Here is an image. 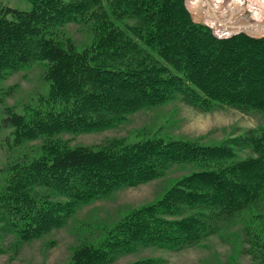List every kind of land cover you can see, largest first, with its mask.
I'll list each match as a JSON object with an SVG mask.
<instances>
[{"label": "trees", "instance_id": "obj_1", "mask_svg": "<svg viewBox=\"0 0 264 264\" xmlns=\"http://www.w3.org/2000/svg\"><path fill=\"white\" fill-rule=\"evenodd\" d=\"M52 1H36L29 11L11 10L16 22L0 29V48L5 50L1 59L12 54L6 45L13 40L16 47H21L14 65L30 56L53 64L57 97H64L67 104L49 111L39 124L41 129H99L111 117L107 115L123 117L176 94L204 110L226 105L264 110V36L239 33L217 38L209 27L192 22L184 0H129L131 9L124 12L132 10L130 14L135 17L132 27L126 28L129 35L117 29L113 34L108 31L96 38L91 54L76 57L74 45L54 42L45 29L80 20L91 3L56 4L54 0V5ZM140 39L156 54H144L140 66L127 67L116 60L121 47L133 46ZM71 73L73 78L65 84ZM69 98H76L78 103L68 105ZM4 121L23 123L18 116L5 117ZM33 128L35 125L28 130ZM110 146L48 147L42 157L24 166V179L36 186L47 185L70 201L49 200L34 189L15 184L12 199L32 204L15 202L13 206L20 205L23 211L19 214L1 202L3 216L22 229L30 230L35 225L38 231L58 226L79 201L157 178L174 163L202 166L178 178L157 203L129 212L108 229L99 245L88 243L73 254L70 262L61 263L102 264L133 249L137 242L170 249L195 246L205 236L202 231L207 212L222 216L264 205V130L248 131L237 140L220 144L165 136ZM240 149L248 150L249 155L242 157ZM250 235L247 253L254 264H264V238L255 231Z\"/></svg>", "mask_w": 264, "mask_h": 264}, {"label": "rangeland", "instance_id": "obj_2", "mask_svg": "<svg viewBox=\"0 0 264 264\" xmlns=\"http://www.w3.org/2000/svg\"><path fill=\"white\" fill-rule=\"evenodd\" d=\"M36 1L41 0H0V29L16 22L11 10L29 11ZM87 1L91 4L80 20L55 24L45 29L46 36L54 42L62 41L66 46L74 45L76 57L91 54L95 50L92 45L96 38L108 31L113 34L117 29L122 35H129L126 28L132 27L135 22V17L130 14L132 10H129V14L124 12L126 8L131 9L129 0H55V3L85 5L88 4ZM94 1L96 3H92ZM213 1L208 0L212 4ZM256 1L258 0H253L255 3ZM52 3L54 4V0ZM184 5L192 22L197 25L209 27L207 22L209 24L222 22L229 23L236 30L243 29L245 25L241 21L233 22V17L219 14L216 7H211L212 5L208 7V14L200 13L201 5L197 7L195 0H184ZM211 8L215 12L211 11ZM246 12L248 18H257L254 14L256 12L253 13L249 6ZM258 12V15L264 17V7L262 13ZM235 13L236 10L233 14ZM101 24H105L104 28H101ZM209 29L211 30L210 27ZM212 34L216 37L213 32ZM243 34L262 37L249 32ZM22 40L23 38L19 41ZM16 43L11 40L10 45H6L12 54L5 56L4 60L1 57L5 50L4 47L0 48V205L2 202L3 206L19 214L23 211L20 205L17 208L13 206L15 202L23 204H32V202L12 199L15 192L12 186L15 184L34 189L37 195L46 196L49 200L70 201L69 197L47 188V185L36 186L24 179L27 176L24 166L42 157L48 152V147L99 149L109 148L115 143L131 144L146 137L165 136L220 144L228 139L237 140L248 131L264 130V110L231 105L204 110L189 104L180 94L173 95L159 104L134 110L123 117L121 114L107 115L111 117H108L107 124L99 129L75 132L57 131V128L41 129L39 124L47 113L51 110L58 111L65 103L67 104V101L63 100L64 97H57V86L51 74L53 64L49 60L30 56L14 65L16 56L21 51V47L15 46ZM120 50L121 53H118L120 56L116 60L127 67L140 66L144 54L151 52L156 54V50L147 46L141 39L135 40L133 46L121 47ZM71 78H73L72 73L66 76L64 83L66 84ZM77 103L76 98L68 100V105ZM10 116H18L20 120L23 119V123L17 125L4 121L5 117ZM34 125L35 128L28 130ZM232 146L235 147L233 144ZM240 151L239 155L242 157L249 155L248 150L240 149ZM199 167L202 166L171 164L167 171L157 178L136 185L115 188L106 195L91 200L76 202L75 209L62 224L42 227L38 231L35 225L34 228L31 226L30 230L12 226L0 209V264L70 262L79 248L88 243H98L108 229L129 212L157 203L178 178ZM72 202L75 204L74 200ZM204 222L205 228L202 233H205V236L195 246L170 249L137 242L133 249L118 253L111 261L102 264L141 262L143 264H254L251 255L247 253L251 246L248 239L253 231L264 238V205L256 210L247 207L222 216H218L215 211L207 212L204 214ZM255 264L260 263L257 261Z\"/></svg>", "mask_w": 264, "mask_h": 264}, {"label": "built area", "instance_id": "obj_3", "mask_svg": "<svg viewBox=\"0 0 264 264\" xmlns=\"http://www.w3.org/2000/svg\"><path fill=\"white\" fill-rule=\"evenodd\" d=\"M215 1L219 2V4H220L221 2L222 3L223 2L230 3L233 0H215ZM250 1L251 0H237L236 1L238 5L240 4L241 6H243V8L240 10V19L236 20V21H241V22L245 23L243 29L238 28L236 30L235 27L231 26L229 23L217 22V23L209 24L207 22V24L209 25V27L211 28L212 32L216 35L217 38H228V37H231V36H233L235 34H238L239 32H242V33L249 32V33H251V34H253L255 36H258V35H262V37L264 36V30H259V28L257 26L251 25V23H253L255 21H256V23L264 22V17H261V14L257 15V18H255V17L248 18V16H247L248 13L246 12V9H248V6L246 7V5L250 4ZM263 1L264 0H261V1L258 0V1H256V3L258 4L259 2H261V6H263V3H264ZM195 3L197 4V7L199 5H201V7L199 6L200 13L208 14L207 13L208 7L212 5L211 7H216V11L219 14H222L220 11L217 10L218 5H216V3L212 4V2L210 3V2H208V0H195ZM214 5H216V6H214ZM211 11H214V10L211 8ZM262 11L263 10H261L260 13H262ZM257 13L258 12L254 13V14L256 15ZM231 17L234 18L233 15H231ZM233 22H235V21H233Z\"/></svg>", "mask_w": 264, "mask_h": 264}, {"label": "bare ground", "instance_id": "obj_4", "mask_svg": "<svg viewBox=\"0 0 264 264\" xmlns=\"http://www.w3.org/2000/svg\"><path fill=\"white\" fill-rule=\"evenodd\" d=\"M236 1L233 0L230 3H225V2L222 3L221 2L219 4V2L214 0L213 4L216 3V5H218L217 10L220 11L224 16H230L231 17V15H233L235 18L234 21H236V20L240 19V10L243 8L240 4L238 5ZM248 6L251 8V11L253 13L263 10L262 7H264V6H261V4H257L255 2H253V0L250 1V4ZM235 10H236V13L234 15L233 12H235ZM258 13L256 15H258ZM251 25L257 26L259 29L264 28V22L256 23V21H255V22L251 23Z\"/></svg>", "mask_w": 264, "mask_h": 264}]
</instances>
